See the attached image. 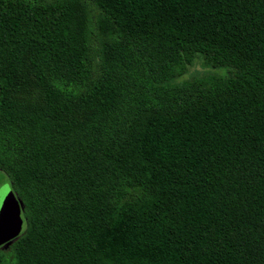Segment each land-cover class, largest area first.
I'll return each mask as SVG.
<instances>
[{
  "label": "trees",
  "instance_id": "1",
  "mask_svg": "<svg viewBox=\"0 0 264 264\" xmlns=\"http://www.w3.org/2000/svg\"><path fill=\"white\" fill-rule=\"evenodd\" d=\"M0 171V264H264V0H0Z\"/></svg>",
  "mask_w": 264,
  "mask_h": 264
},
{
  "label": "rangeland",
  "instance_id": "2",
  "mask_svg": "<svg viewBox=\"0 0 264 264\" xmlns=\"http://www.w3.org/2000/svg\"><path fill=\"white\" fill-rule=\"evenodd\" d=\"M208 75L227 76L228 69L222 67L213 68L206 66L202 55H198L194 61V64L189 67L187 73L182 77L176 78L172 83L177 84L193 77H204ZM14 97L32 105L40 103L42 99L41 92L36 87L16 91L14 93ZM7 190H13L11 181L4 172L0 171V197ZM2 247L8 248L9 242L0 245V248Z\"/></svg>",
  "mask_w": 264,
  "mask_h": 264
},
{
  "label": "water",
  "instance_id": "3",
  "mask_svg": "<svg viewBox=\"0 0 264 264\" xmlns=\"http://www.w3.org/2000/svg\"><path fill=\"white\" fill-rule=\"evenodd\" d=\"M22 207L13 190L0 197V245L19 236L23 230Z\"/></svg>",
  "mask_w": 264,
  "mask_h": 264
}]
</instances>
